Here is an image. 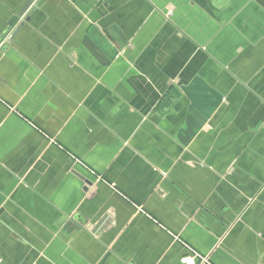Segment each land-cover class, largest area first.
<instances>
[{
  "label": "crops",
  "instance_id": "0c3cea01",
  "mask_svg": "<svg viewBox=\"0 0 264 264\" xmlns=\"http://www.w3.org/2000/svg\"><path fill=\"white\" fill-rule=\"evenodd\" d=\"M185 256L264 264V0H0V264Z\"/></svg>",
  "mask_w": 264,
  "mask_h": 264
},
{
  "label": "built area",
  "instance_id": "2783aa9c",
  "mask_svg": "<svg viewBox=\"0 0 264 264\" xmlns=\"http://www.w3.org/2000/svg\"><path fill=\"white\" fill-rule=\"evenodd\" d=\"M182 263L183 264H195L194 259L192 257H190V256H185L182 259Z\"/></svg>",
  "mask_w": 264,
  "mask_h": 264
},
{
  "label": "water",
  "instance_id": "95a60500",
  "mask_svg": "<svg viewBox=\"0 0 264 264\" xmlns=\"http://www.w3.org/2000/svg\"><path fill=\"white\" fill-rule=\"evenodd\" d=\"M30 4H31V1H29V2L27 3V5H25V8H27ZM86 183H87L88 185H91V182H90V181H86Z\"/></svg>",
  "mask_w": 264,
  "mask_h": 264
}]
</instances>
